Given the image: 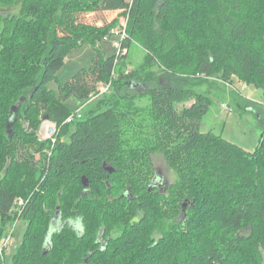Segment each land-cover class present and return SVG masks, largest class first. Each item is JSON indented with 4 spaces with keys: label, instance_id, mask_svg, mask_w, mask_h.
<instances>
[{
    "label": "trees",
    "instance_id": "1",
    "mask_svg": "<svg viewBox=\"0 0 264 264\" xmlns=\"http://www.w3.org/2000/svg\"><path fill=\"white\" fill-rule=\"evenodd\" d=\"M120 19L127 53L103 56L98 45ZM133 42L147 52L144 64L116 72ZM84 44L96 53L91 67L66 83L56 81L57 93L49 90L69 51ZM164 76L175 85L165 86ZM232 77L264 99V0H0V242L14 221L17 198L26 201L23 220L29 223L11 264H259L264 133L253 152L201 133L211 99L208 91L193 89L209 81L233 86ZM109 82L111 103L105 94L98 97ZM130 91L150 101V122L133 139L127 124L138 111ZM70 98L85 107L82 118L56 137L70 128L67 140L40 169L13 171L19 142L36 141L42 118L61 124L74 112L65 104ZM183 101L190 104L176 107ZM12 106L15 120L5 131ZM20 119L29 120L25 128ZM137 140L142 144L133 146ZM156 155L176 177L163 193L152 186L154 169L144 183L134 168L127 178L128 165L145 158L149 168ZM49 193L54 200L44 211L40 199ZM168 195L177 199L176 209L160 207L159 198ZM100 201L106 204L91 206ZM121 204L122 217L114 207ZM207 217L214 230L196 234L190 219L200 227ZM109 219L120 230L116 237L108 233Z\"/></svg>",
    "mask_w": 264,
    "mask_h": 264
},
{
    "label": "rangeland",
    "instance_id": "2",
    "mask_svg": "<svg viewBox=\"0 0 264 264\" xmlns=\"http://www.w3.org/2000/svg\"><path fill=\"white\" fill-rule=\"evenodd\" d=\"M12 12H16V10H12ZM115 16L114 15H108L105 19L112 20ZM123 19H120L117 23V27H115L113 30L119 31L120 26ZM93 22V21H91ZM98 25H100L98 23ZM127 36V35H126ZM116 40L115 35L110 36L107 41H102L98 46L100 47V51L102 52L103 56H112L115 54V50L113 49V42ZM94 49L89 45H82L81 47L74 48L69 51L64 66L57 72L55 75V80L49 82L47 85V88L49 90L54 91L57 93V82L60 83H66L70 80V78L77 73L80 70H87L91 67L93 58L95 56ZM147 52L136 42H133L130 45L129 53L128 55L121 59L117 66H116V72L121 70L125 74H128L135 70L138 67H141L145 62ZM134 72V71H133ZM233 80V86H224L217 81H209L206 84H200L193 86L194 91L202 93V92H209L211 99V106L207 113V115L203 118L201 126H200V132L201 133H207L212 132L215 135H219L225 140L241 147L247 152H253L258 144L259 137L264 133V99L262 97L261 91L257 90L253 85H247L243 91L241 92V97H237L231 93L230 90H234L235 87L241 86L243 83H241V80H239L236 77H232ZM163 84L165 86L169 85H175L176 82L171 80L169 77H163L162 79ZM243 82V81H242ZM186 84V83H185ZM178 85V84H177ZM188 86V84H186ZM212 85V86H210ZM105 87L104 85L101 86ZM137 91H130L129 95L130 97L134 98L135 101V111H138V115H135L133 118V121H130L129 124H127V138L133 139V134L136 132H145V126H147L150 122L148 110L150 101L149 98L146 96L140 97L137 96ZM106 98L108 99V102H113L115 97L110 99L112 95V91L107 89V91L104 93ZM101 96V95H100ZM5 95L0 96V99L4 102ZM99 97V96H98ZM97 98V97H96ZM100 98V97H99ZM93 99V98H92ZM98 99V98H97ZM66 106L72 110L76 111L79 108V104L77 101H75L73 98H70L65 101ZM109 104V103H108ZM190 104V101H183L182 103L176 105L178 108L187 107ZM226 105L228 108L223 109L221 106ZM94 106V105H93ZM134 111V112H135ZM42 114V113H41ZM3 108L0 107V126H4L5 120H3ZM42 118V117H41ZM20 124L23 125L25 128L26 124L29 123L28 119H20ZM52 122L45 120L42 118L40 121L37 133H36V141L32 142L30 145L27 143H24L23 141L19 142L18 146V155H16V158L14 159V165H13V171L17 170L19 168V172L25 169L26 167H30L33 165V168L38 169L43 160L46 158H49V155L51 154L54 147L57 145L58 142H63L67 140L68 133H70V128L66 129V132L61 135V137L55 141V143L51 142L50 140H45V143L42 140V136L44 134V130L46 126H51ZM8 131L7 126L5 124V131ZM139 137V136H138ZM45 144V145H41ZM137 144H142L139 142V140L134 141L133 146H136ZM138 149L137 147H134ZM29 149V150H28ZM139 151V150H136ZM27 152H29L31 155H27ZM139 155L142 156L141 153ZM19 161H26V163L23 165L19 163ZM147 159H143L140 162L137 161V163H133L131 166L128 165L126 169H129L127 173V178H130V170L131 168H134L136 170H139L140 172V179L139 182H146L149 178L151 173L153 172L154 166L160 170V177L162 181V188L165 185H171L176 181L175 174L166 167L162 157L160 155H156L153 157L152 165L148 168L146 166ZM26 165V166H25ZM40 169V168H39ZM139 175V176H140ZM103 194L105 189L100 190ZM101 193V194H102ZM53 195V194H52ZM166 195V194H165ZM54 196V195H53ZM103 198V197H102ZM101 199V198H100ZM41 203L43 204V209L46 211L48 209V206L53 202L54 197L52 198L51 194H45L40 199ZM158 202L160 203V207L162 209L169 208L171 210L176 209L178 206L177 199L171 200V197L168 195L166 197L159 198ZM208 201H204V204H206ZM26 201L24 198L20 197L17 198L15 202V207L13 209V217L14 221L10 225L11 227L8 228V231L4 238L0 242V250L2 248V245L5 243L7 237L9 236L10 243L6 245V247H3L2 251H0V256L4 257L5 264H11V260L13 258V255L15 254L16 250L21 244L22 236L24 234V231L26 230V227L28 226V222L23 220V209L25 207ZM103 206L106 204L105 201H100L99 204H92L91 206ZM122 205V204H121ZM115 210H117V213L119 216H123L125 212V205L122 206H114ZM187 207V206H186ZM185 207V209H186ZM199 209H202L201 206H198L197 211ZM105 210V209H104ZM185 211V210H184ZM202 210L199 211V215H201ZM106 215V213H104ZM103 215V216H105ZM198 217V216H197ZM196 219H190L189 225H193L196 228V234L201 233V231L210 230L211 232L214 230L213 225L214 223L210 222V217H207L202 225L199 227L198 223L195 222ZM108 233L112 237H116L119 235L120 230L117 229L116 223H112V220L109 219L108 221ZM198 229V230H197ZM177 230L173 229V234H176ZM179 232V230H178ZM154 234V233H153ZM155 235V234H154ZM157 238H160V236L157 234ZM173 239V238H172ZM258 264V262L256 263ZM259 264H264V251H262V261H260Z\"/></svg>",
    "mask_w": 264,
    "mask_h": 264
},
{
    "label": "built area",
    "instance_id": "3",
    "mask_svg": "<svg viewBox=\"0 0 264 264\" xmlns=\"http://www.w3.org/2000/svg\"><path fill=\"white\" fill-rule=\"evenodd\" d=\"M125 28H126V21L125 19H123L121 26H120V30L118 32L115 30H112L109 33V36L104 38V41H107V39L111 35L112 36L115 35L116 40L113 42V49L115 50L116 52L115 54L117 57H121L127 53V49L122 48V44H121V42L127 38ZM245 87L246 85L242 84L241 86L235 87L234 90H236L238 93H241ZM109 88H110V82L105 87H102V88L100 87L98 96L104 94ZM93 98H96V97H93ZM84 107H85V104L80 105L79 108L73 113H71L61 124L59 125L52 124L51 126H46L44 130V134L42 136V140L44 141L50 140L51 142L55 143L56 137L59 134L63 126L70 125L82 118V112H83ZM221 107L223 109H227L226 105H222ZM8 243H10L9 236L7 237L5 243L2 245V248L6 247ZM2 248L0 251L4 250Z\"/></svg>",
    "mask_w": 264,
    "mask_h": 264
},
{
    "label": "water",
    "instance_id": "4",
    "mask_svg": "<svg viewBox=\"0 0 264 264\" xmlns=\"http://www.w3.org/2000/svg\"><path fill=\"white\" fill-rule=\"evenodd\" d=\"M16 111H17V107H16V106H12V107H11V116H13V119L8 121V123H7V129H10V127H11L13 121L15 120L14 115L16 114ZM103 167H104L105 170H107L109 173H112V172L114 171L112 168H110V167H106L104 164H103ZM82 179L84 180V178H82ZM185 207H186V205L183 204V211L185 210ZM57 215H58V212L55 213V215H54V219H53L52 222H51V228H52L53 230L56 229V227H57V217H58Z\"/></svg>",
    "mask_w": 264,
    "mask_h": 264
},
{
    "label": "flooded vegetation",
    "instance_id": "5",
    "mask_svg": "<svg viewBox=\"0 0 264 264\" xmlns=\"http://www.w3.org/2000/svg\"><path fill=\"white\" fill-rule=\"evenodd\" d=\"M154 173H155V176H154L153 183H152L153 188H155L156 191H159L161 193L165 192L169 185L167 184L163 186L162 188L163 180H161V177H160L161 173H160V170H158L155 166H154Z\"/></svg>",
    "mask_w": 264,
    "mask_h": 264
}]
</instances>
